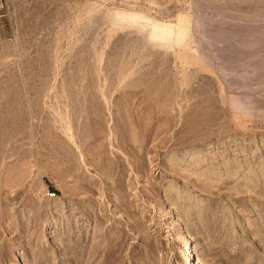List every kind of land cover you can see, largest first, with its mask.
<instances>
[{"label": "rangeland", "instance_id": "1", "mask_svg": "<svg viewBox=\"0 0 264 264\" xmlns=\"http://www.w3.org/2000/svg\"><path fill=\"white\" fill-rule=\"evenodd\" d=\"M192 263L264 264V0H0V264Z\"/></svg>", "mask_w": 264, "mask_h": 264}, {"label": "bare ground", "instance_id": "2", "mask_svg": "<svg viewBox=\"0 0 264 264\" xmlns=\"http://www.w3.org/2000/svg\"><path fill=\"white\" fill-rule=\"evenodd\" d=\"M130 18V17H129ZM187 255H186V257H184L186 260H189L190 258H191V256L193 255V253H192V250H191V248H187ZM193 260H194V256H193ZM192 264H196V263H192Z\"/></svg>", "mask_w": 264, "mask_h": 264}]
</instances>
